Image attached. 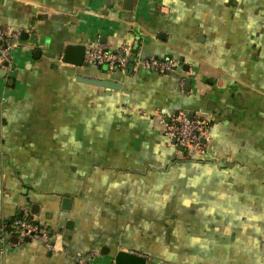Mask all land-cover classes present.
<instances>
[{"label":"crops","instance_id":"crops-1","mask_svg":"<svg viewBox=\"0 0 264 264\" xmlns=\"http://www.w3.org/2000/svg\"><path fill=\"white\" fill-rule=\"evenodd\" d=\"M0 26L21 32L0 77V222L27 206L54 246L0 264H78L104 246L148 264H264V0H0ZM97 36L178 71L64 62ZM179 111L211 123L203 161L162 129Z\"/></svg>","mask_w":264,"mask_h":264},{"label":"built area","instance_id":"built-area-1","mask_svg":"<svg viewBox=\"0 0 264 264\" xmlns=\"http://www.w3.org/2000/svg\"><path fill=\"white\" fill-rule=\"evenodd\" d=\"M20 35L21 32L18 30L0 26V69L11 70L13 54L18 50L21 42ZM85 47V64L107 67L111 71H129L130 59L133 54H135L133 71L143 69L159 75H167L177 72L179 68V65L171 59L137 55L132 43L116 50H110L99 42L88 43ZM161 125L165 135L173 142L175 141L173 146L181 149L180 151L186 157L200 158L209 155L207 142L210 137L211 123L205 117L201 115L190 117L186 112L179 111L169 119L162 118ZM32 241L41 242L50 250L54 249L51 244L49 227L38 221L29 207L23 206L20 209L19 217L0 222L1 252L16 249ZM78 264L116 263L113 257L104 262L103 254L100 251H95L81 257Z\"/></svg>","mask_w":264,"mask_h":264},{"label":"water","instance_id":"water-1","mask_svg":"<svg viewBox=\"0 0 264 264\" xmlns=\"http://www.w3.org/2000/svg\"><path fill=\"white\" fill-rule=\"evenodd\" d=\"M97 39L100 40V43L106 44L105 38L102 39V38H99V36H97ZM87 42L88 41H84V44H86ZM84 44L67 46L65 53H64V57H63L64 62L72 63L75 66H83L85 64L84 57H85V50H86V47ZM136 49L137 47L134 48V50ZM134 60H135V54H133L130 59V66H129L128 72L133 71ZM186 70H188L187 67H186ZM7 75H8L7 70L0 69V77L6 78ZM95 84L102 86V87H106V88H112V89H118L120 87V84L111 82V81H100V82H95ZM190 85H191V79H187L186 87L189 88ZM190 117H192V115ZM63 209L66 211H69L72 209V200L70 198H64ZM34 213H36V211H34ZM72 225H73V222L69 221L67 224V228L71 229ZM102 252L104 255H110V254L113 255V258L116 264H148L147 259L144 256L134 254L129 251L121 250V251L112 252L110 247L104 246L102 248Z\"/></svg>","mask_w":264,"mask_h":264},{"label":"trees","instance_id":"trees-1","mask_svg":"<svg viewBox=\"0 0 264 264\" xmlns=\"http://www.w3.org/2000/svg\"><path fill=\"white\" fill-rule=\"evenodd\" d=\"M189 159H196V160H201V161H203L204 159H205V157H200V158H189ZM20 216V214L17 216V217H19ZM52 234V233H51Z\"/></svg>","mask_w":264,"mask_h":264}]
</instances>
